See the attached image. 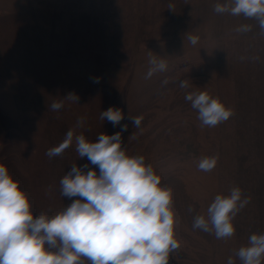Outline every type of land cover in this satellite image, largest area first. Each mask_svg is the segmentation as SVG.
Here are the masks:
<instances>
[{
    "label": "rangeland",
    "instance_id": "1",
    "mask_svg": "<svg viewBox=\"0 0 264 264\" xmlns=\"http://www.w3.org/2000/svg\"><path fill=\"white\" fill-rule=\"evenodd\" d=\"M224 2L0 0V164L34 216L52 217L79 198L63 197L60 181L87 157H78L75 143L46 155L78 118L85 119L76 132L93 142L127 124L126 153L143 156L172 191L179 247L169 264H227L229 257L241 264L235 252L264 233V31L255 19L217 14ZM242 25L251 30L237 32ZM151 57L167 68L147 78ZM190 91H207L233 114L203 126L185 99ZM69 93L78 102L65 99ZM55 100L64 101L58 111ZM109 107L124 112L121 125L100 119ZM128 116H141L139 127ZM212 156L215 167L199 170L200 159ZM233 187L249 198L233 220L235 234L217 239L194 229V217Z\"/></svg>",
    "mask_w": 264,
    "mask_h": 264
},
{
    "label": "clouds",
    "instance_id": "2",
    "mask_svg": "<svg viewBox=\"0 0 264 264\" xmlns=\"http://www.w3.org/2000/svg\"><path fill=\"white\" fill-rule=\"evenodd\" d=\"M214 11L255 19L264 31V0H225L217 3ZM250 30L251 25L236 29ZM198 39L189 37L193 45ZM149 64L147 78L167 68L164 60L155 57ZM180 87L188 88V82L182 81ZM65 99L78 102L79 97L69 93ZM185 99L198 110L203 126L215 127L233 114L207 91L187 92ZM63 106V100H55L50 107L58 111ZM124 118V112L116 107L100 113V119L114 127ZM84 119L78 118L64 140L46 153L51 158L75 143L78 157L89 161L82 167L72 165L61 179V195L79 198L56 215L34 216L27 194L0 164V264H84L83 258L90 264H169L170 253L179 247L171 189L161 186V177L145 164L143 156L126 153L122 133L127 131V124L112 135L100 133L93 142L76 132ZM128 119L139 127L142 117ZM217 161L218 156L203 157L198 169L211 171ZM242 197L239 187H233L227 195H216L206 213L194 217L193 228L214 233L217 239L231 238L235 234L234 218L249 203V198ZM235 256L241 264H262L264 233L252 234ZM227 264H234L232 257Z\"/></svg>",
    "mask_w": 264,
    "mask_h": 264
}]
</instances>
